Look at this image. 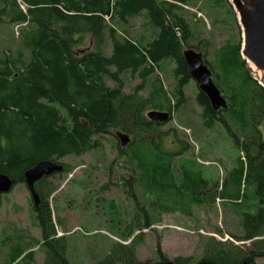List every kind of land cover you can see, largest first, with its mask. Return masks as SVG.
I'll list each match as a JSON object with an SVG mask.
<instances>
[{"label": "trees", "instance_id": "trees-1", "mask_svg": "<svg viewBox=\"0 0 264 264\" xmlns=\"http://www.w3.org/2000/svg\"><path fill=\"white\" fill-rule=\"evenodd\" d=\"M202 1L0 0V27L11 25L17 33L16 38L11 28L9 40L0 50V173L15 184L24 182V172L37 162L81 156L100 145L96 137L122 131L131 138L127 147H118L132 172V180L125 179L124 184L129 191L137 187L144 202L133 220L134 228L122 238H131L136 227L141 230L161 222L164 214H190V206L201 202L208 182L202 171L183 166L182 177L177 179L173 162L188 145L177 142L173 132L171 141L180 148L168 149L165 140L172 130H162L165 122L151 121L146 113L170 112L184 105L181 87L190 78L182 51L192 48L202 54L227 102L226 109L215 112L206 96L197 91L201 125L209 129L219 123L237 154H244V158L237 157V166L211 198L213 201L218 194L229 201L225 205L241 216L242 234L233 237L249 243L207 238L196 261L181 256L169 259L158 248L155 264H256V259L264 258V139L259 129L264 121V86L242 58L240 39L229 40L211 59L208 40L191 43L197 30L182 12L184 6ZM217 4L221 6L224 0ZM228 11L234 16L231 8ZM142 13L156 33L146 43L142 37H129L125 29L130 19ZM88 38L92 48L79 53L76 47ZM108 43L110 52L106 53ZM167 59L175 63L173 72L180 77L173 103L159 75L153 76L157 65ZM122 74L139 79L130 93L122 90ZM107 79L114 82L113 88L108 87ZM147 85L144 96L140 91ZM71 169L66 165L63 171ZM46 179L35 184L40 196V204L34 208L41 236L37 244L45 253L43 264H70L67 239L57 235L49 204L44 201L47 192H42L41 185ZM136 243L134 238L128 244L115 243L94 264H149L137 260ZM23 253L17 246L9 263Z\"/></svg>", "mask_w": 264, "mask_h": 264}, {"label": "rangeland", "instance_id": "rangeland-1", "mask_svg": "<svg viewBox=\"0 0 264 264\" xmlns=\"http://www.w3.org/2000/svg\"><path fill=\"white\" fill-rule=\"evenodd\" d=\"M216 1L218 0H203L191 6H184L182 12L193 29L197 30L191 43L194 45L200 39L209 41V59L232 38L240 39L241 47L243 40L231 0H224L221 6H215ZM229 8L234 12V16L228 11ZM143 15L142 13L130 19L125 29L129 37H142L146 43L152 40L156 33ZM215 19L224 21L214 22ZM11 28L17 38V33L11 25L0 27V50L5 48ZM87 48H92L90 38L77 46L76 50ZM105 50L106 53L110 52L109 43ZM248 64L252 76L264 86V72ZM174 67L175 63L167 59L157 65L153 74L159 75L165 90L172 97L171 103L176 101L173 92L180 79L175 76ZM121 80L123 92L130 93L139 84L136 76L130 77L128 74H122ZM106 83L109 88L115 86L109 79ZM148 89L147 85L140 94L147 96ZM181 89L185 98L184 105L176 110L166 111L170 118L161 129L172 130L165 140L168 149L180 148L177 143L179 141L188 145L183 154L175 157L173 169L178 180L182 177L183 167L202 171L203 178L208 183L201 202L190 206V214H164L161 222L141 230L136 227L131 238L123 239V234L129 228H134L133 220L144 202L137 187L132 186V191H129L128 185L124 184L125 179L132 180V172L126 168L128 158L119 156L117 137L113 132L98 136L96 139L100 145L90 152L81 156L56 159L63 164L64 169L66 165L72 169L47 177L46 182L41 185L42 192H47L44 201L49 204L57 235H64L67 239L66 257L70 264H94L103 259L115 243L128 244L133 238L137 241V260H148L149 264L157 263L158 248L169 259L181 256L191 257L196 261L203 253V243L207 238L230 241L237 245L249 243L233 237L242 234L241 216L225 205L229 201L218 194L213 201L211 198L214 192H220L222 182L237 166V157L244 158V154H237L219 123L209 129L201 125V108L195 101L199 90L195 81L190 79ZM259 129L264 139V121ZM173 132L178 140H174L175 144L171 141ZM48 185L54 186L55 190H50ZM1 195L0 264H10V256L17 246L23 249L24 253L13 264H43L45 253L37 244L41 236L34 218V208L37 207L34 206L26 184L17 183L8 193ZM255 262L264 264V258H258Z\"/></svg>", "mask_w": 264, "mask_h": 264}, {"label": "water", "instance_id": "water-1", "mask_svg": "<svg viewBox=\"0 0 264 264\" xmlns=\"http://www.w3.org/2000/svg\"><path fill=\"white\" fill-rule=\"evenodd\" d=\"M237 14L238 23L242 31V47L240 54L246 62L256 70L264 72V0H231ZM87 49L78 51L84 52ZM187 74L195 81L199 92L206 96L213 111L227 108L226 99L221 95L211 77V71L204 63L202 54L192 48L182 51ZM146 117L155 122H166L170 115L166 111L150 110ZM86 126V122L83 121ZM114 135L119 141V147L125 148L130 142V136L122 131H115ZM63 164L57 160H44L37 162L24 172L26 184L35 207L40 204V196L35 184L43 177H49L63 172ZM15 185L6 174L0 173V193H8Z\"/></svg>", "mask_w": 264, "mask_h": 264}]
</instances>
